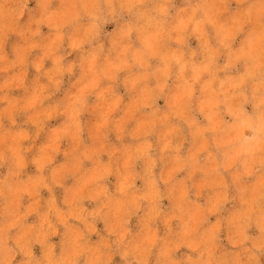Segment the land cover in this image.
I'll return each mask as SVG.
<instances>
[{
    "label": "clouds",
    "instance_id": "1",
    "mask_svg": "<svg viewBox=\"0 0 264 264\" xmlns=\"http://www.w3.org/2000/svg\"><path fill=\"white\" fill-rule=\"evenodd\" d=\"M0 264H264V0H0Z\"/></svg>",
    "mask_w": 264,
    "mask_h": 264
}]
</instances>
